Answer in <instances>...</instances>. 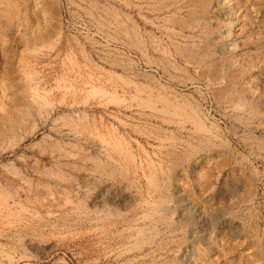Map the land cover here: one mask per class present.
I'll use <instances>...</instances> for the list:
<instances>
[{"label": "rangeland", "instance_id": "374dc122", "mask_svg": "<svg viewBox=\"0 0 264 264\" xmlns=\"http://www.w3.org/2000/svg\"><path fill=\"white\" fill-rule=\"evenodd\" d=\"M0 264H264V0H0Z\"/></svg>", "mask_w": 264, "mask_h": 264}]
</instances>
